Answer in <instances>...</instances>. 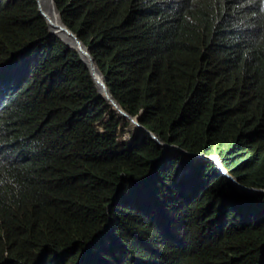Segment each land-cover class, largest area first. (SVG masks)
I'll list each match as a JSON object with an SVG mask.
<instances>
[{
  "label": "trees",
  "instance_id": "1",
  "mask_svg": "<svg viewBox=\"0 0 264 264\" xmlns=\"http://www.w3.org/2000/svg\"><path fill=\"white\" fill-rule=\"evenodd\" d=\"M54 3L122 108L264 188V23L212 27L172 0ZM5 59L0 264H108L111 251L118 264H264V194L133 131L36 0H0Z\"/></svg>",
  "mask_w": 264,
  "mask_h": 264
},
{
  "label": "clouds",
  "instance_id": "2",
  "mask_svg": "<svg viewBox=\"0 0 264 264\" xmlns=\"http://www.w3.org/2000/svg\"><path fill=\"white\" fill-rule=\"evenodd\" d=\"M50 1L53 3V5H54V7L56 9L58 17H59V20H60V23H61V25H59L58 29H54V27H53L48 15L46 14V12L42 8L41 1L40 0H36L37 10H38L39 14L47 22L48 33L57 36L62 41H64L68 46L74 48L79 53L80 58L82 60H84V62L88 66V63L86 61V59H88V58L85 57L84 55H83L84 57L81 55V53H80L79 49L77 48L73 38L66 31L60 30V26H63V28H67L70 31H72L74 34H76L78 39L80 40V42L82 44V47L87 48L88 51L90 52L89 46L87 44H85L84 42H82L80 37L78 36V34L74 30H72L61 19L60 12H59L58 8L56 7V5L54 3V0H50ZM178 2H180L183 5H190L193 9H197L198 13H200V12L204 13V15L206 16L207 21H209L208 24H212V27H215L216 25H220V24H222L224 22L230 21L231 23H233L235 25H238L237 29H239L241 31H244V32H248V31L255 32V31H257V29L259 28L261 23H264V0H172V3L174 5H178ZM90 54H91V52H90ZM92 57H93V55H92ZM93 60H94L95 67H96L95 76L100 81H103L105 83L103 75H102V72L97 67L95 59H93ZM6 61H7V59H5L3 61H0V74H2V72H6V71L8 72V70L6 68H4V64H5ZM88 68H89V71H90V67L89 66H88ZM96 73H99L100 77H98L96 75ZM90 74H91V71H90ZM91 76H92V74H91ZM92 78H93L94 82L97 85L98 94L102 95L106 99L107 103L110 104V108L113 109L116 113H118V115H121L122 117L126 118L129 121L130 128L132 126L135 127L136 130L132 129L133 131L139 132L140 134H147L152 139H154V137L151 134H155V136L158 137V139L160 140V144H158L155 139H154V141L161 147L163 153H166L168 150H172L175 153H182L188 159L189 158H197V159H202V160H210L216 165V167H217V169L219 171H220V167H221L225 171H227L230 175H232L226 168L223 167L221 160L216 155H206V154L199 153V152L187 151L184 148H182V147H180V146H178L176 144L169 143L167 141H163L156 133H154L152 130L148 129L146 126H144L142 123H140L137 115H132V114L128 113L124 108H122L119 105V103L116 101V99L112 96V94L110 93V91H109V89H108V87H107V85L105 83L106 88L108 89V92L110 93V95L115 99V101L118 104V107H115L109 101V99L106 97V95H105L102 87L100 86V84H98V82L96 81V79L93 76H92ZM0 87H1V85H0ZM0 98L1 99L5 98V93L3 94L2 90H0ZM119 108L121 110L125 111L128 114V116L124 115ZM140 126H144L151 133L148 134V133L142 132L140 130ZM124 136L128 137V134L124 133ZM162 144H166V146H163ZM186 153H188L190 155H187ZM27 158H28V156H25V157L22 158V163H23V165L25 167H28V162L26 160ZM189 169H190V165H187L185 168L180 169V171H187ZM220 173L222 175H224L225 177H227L221 171H220ZM233 177H235V176H233ZM237 181H238V179H237ZM240 184H242V183H240ZM242 185H244V184H242ZM244 186H247V185H244ZM247 187H251V186H247ZM255 188H259V187H255ZM261 189H264V188H261ZM242 191H244V190H242ZM107 228H108L109 232L114 233V231L112 230L111 227H107ZM45 262L46 261H45L44 258L38 256V258L36 259L34 264H45ZM108 264H118V257L112 251L110 253Z\"/></svg>",
  "mask_w": 264,
  "mask_h": 264
},
{
  "label": "water",
  "instance_id": "3",
  "mask_svg": "<svg viewBox=\"0 0 264 264\" xmlns=\"http://www.w3.org/2000/svg\"><path fill=\"white\" fill-rule=\"evenodd\" d=\"M60 30H63V31H66L74 40L77 48L79 49L81 55L87 57L88 59H86L87 63H88V66L90 67V71H91V74L92 76L96 79V81L98 82V84H100V86L102 87L106 97L109 99V101L115 106V107H118V104L117 102L115 101V99L110 95V93L108 92V89L106 88V85L103 81H100L96 76H95V71H96V67H95V63H94V58L92 57V55L90 54V52L88 51L87 48H84L82 47V44L80 42V40L78 39L77 35L74 34L72 31H70L69 29L67 28H63V26H60ZM83 56V57H84ZM120 109V108H119ZM121 110V109H120ZM122 113L124 115H127L128 114L121 110ZM140 130L142 132H145V133H148L150 134L151 132L146 129L144 126H140ZM154 139L156 140V142L158 144H160V140L158 139V137L155 136V134H151ZM163 146H166V144H162ZM187 155H190L188 153H186ZM220 171L222 173H224L238 188H240L241 190H244L246 192H249V193H254V194H264V189H261V188H255V187H247V186H244L242 184H240L237 179L235 177H233L232 175H230L227 171H225L223 168L220 167Z\"/></svg>",
  "mask_w": 264,
  "mask_h": 264
},
{
  "label": "bare ground",
  "instance_id": "4",
  "mask_svg": "<svg viewBox=\"0 0 264 264\" xmlns=\"http://www.w3.org/2000/svg\"><path fill=\"white\" fill-rule=\"evenodd\" d=\"M41 4H42V2H41ZM49 7H50V10L52 11V13H53V19L49 16V14L46 12V14L48 15V17H49V19H50V21H51V23H52V25H53V27H54V29H58V27H59V25H61V23L58 21V19H57V17H56V13H55V10L56 9H54L55 7H54V5H53V3L50 1V4H49ZM43 8V7H42ZM57 12V11H56ZM96 75L98 76V77H100V75H99V73H96Z\"/></svg>",
  "mask_w": 264,
  "mask_h": 264
},
{
  "label": "rangeland",
  "instance_id": "5",
  "mask_svg": "<svg viewBox=\"0 0 264 264\" xmlns=\"http://www.w3.org/2000/svg\"><path fill=\"white\" fill-rule=\"evenodd\" d=\"M131 129L136 130L135 127H133V126L131 127Z\"/></svg>",
  "mask_w": 264,
  "mask_h": 264
}]
</instances>
